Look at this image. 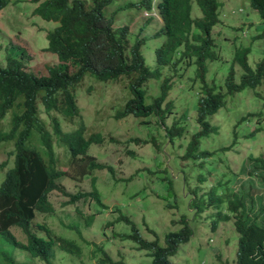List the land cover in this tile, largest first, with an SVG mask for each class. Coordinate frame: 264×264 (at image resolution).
Masks as SVG:
<instances>
[{
	"label": "trees",
	"instance_id": "1",
	"mask_svg": "<svg viewBox=\"0 0 264 264\" xmlns=\"http://www.w3.org/2000/svg\"><path fill=\"white\" fill-rule=\"evenodd\" d=\"M13 1L17 0H0V10ZM26 1L36 4L33 15L56 22L54 28L46 32L45 50L54 53L58 60L48 65L45 73H36L27 66L30 58L24 48L10 44L11 50L5 49V64L0 65V144H11L8 154L12 156L13 164L0 179V238L12 248L27 251L36 261L54 264L58 249L78 257L81 245L36 221L39 214H53L49 199L51 192L60 191L68 197L64 204L89 198L97 206L84 218L85 225H90L96 214L108 208L95 186V174L104 169L114 174L110 164L99 161L90 152V146L101 145L105 136L89 129L80 113L77 91L84 85L85 78L91 76L94 83H123L128 89L129 97L114 110L115 120L132 116L139 120L140 125L148 126L150 118L155 117L157 134L150 131L144 139L135 136L124 143L152 146L155 154L153 165L145 168L147 176L144 175L148 179L151 175L157 176L165 183L166 193L176 196L168 162L164 166L160 160L162 154L169 157L165 145L179 149L185 146L183 154L174 161L179 158L187 162L210 155L209 151L199 150L200 140L218 128L207 117L218 112L227 95L254 89L264 78V0H248L263 24L261 32L255 36L262 40L263 56L251 68L247 61L250 48L238 47L224 81L225 92L217 91L214 84L205 81L206 61L220 58L211 31L220 23L221 0H195L201 11L200 17L192 16V0H159L155 4L153 0L128 1L116 7L110 15L105 14V8L113 5L114 0ZM155 5L159 21L149 15L135 32L130 30V20L115 24L114 18L122 11L135 8L134 13L143 10L151 13ZM158 38L162 41L154 49V66L150 67L145 62L142 47L149 39ZM192 64L196 65V70L190 88L196 79L202 84L195 117L199 129L191 133L183 113L180 117L171 116L176 111L169 96L174 78L183 75ZM234 64L242 69L238 81L234 75ZM150 81H155L152 83L156 93L149 86ZM93 89V84H90L86 92ZM170 116L171 123L168 121ZM66 124L72 127L66 128ZM110 141L116 140L111 136ZM127 153L133 156L135 150L129 149ZM253 159L263 161L261 157ZM8 163H0V177ZM137 173L143 174L136 170L123 180L130 181ZM63 178L80 182L89 178L92 190L66 192L61 186ZM203 180L202 177L200 183ZM234 180L223 181L206 191L199 187L190 189L188 207L196 213L210 209V228L213 231L221 221L233 219L238 234L235 259L232 263L221 261V264H264V218L257 221L248 217L243 201L232 192ZM218 188L220 192H217ZM174 206L171 203L166 205L168 208ZM115 210L119 211L118 208ZM120 221L130 225L128 232H115L116 222ZM171 222L178 224L179 229L166 232L163 244L157 237H143L134 221L122 213L115 220L106 222L105 227L112 229L114 235L130 240L138 250L145 251L150 264H170L171 256L177 253L182 243L189 241L192 234L186 215L172 218ZM79 224L78 220L63 226L81 238ZM12 227L21 230L24 241L12 232ZM146 228L155 234L148 226ZM82 241L90 244L84 239ZM91 243L95 246L92 255L97 259L88 264H129L124 260L114 262L103 244ZM0 264H17L15 258L3 250L1 242Z\"/></svg>",
	"mask_w": 264,
	"mask_h": 264
},
{
	"label": "rangeland",
	"instance_id": "2",
	"mask_svg": "<svg viewBox=\"0 0 264 264\" xmlns=\"http://www.w3.org/2000/svg\"><path fill=\"white\" fill-rule=\"evenodd\" d=\"M128 1L136 0H114L113 5L105 8V14L110 15L116 7ZM157 1L159 0H153L154 4ZM191 4L192 16L200 17L201 11L195 0H192ZM35 6L36 4L29 1L17 0L0 10V65L5 64V49L7 47V50H11L10 44L25 49L30 58L27 60V66L36 73H45L48 65L57 62V56L45 50L46 32L54 28L56 22L33 15ZM126 11L120 12L114 18L115 24L130 20L132 32H135L149 15L159 21L156 5L151 13L144 10L134 13L135 8ZM219 19L220 23L213 27L211 35L220 58L206 61L205 81L210 85L214 84L217 91L225 92L224 81L238 47L250 48L247 61L251 68L263 56L262 40L255 38L261 32L263 24L258 13L250 7L248 0H221ZM161 41V38L149 39L142 47L145 62L150 67L154 66V49ZM233 69L235 79L238 81L242 69L237 64L233 65ZM195 70L196 65L192 64L183 75L174 78L169 96L174 101L176 111L171 116L180 117L183 113L187 119L186 126L191 133L199 129L195 117L198 91L202 84L196 79L193 88H190ZM152 82L155 81H150L149 86L153 93H156L155 84ZM90 84H93L94 89L87 93L86 88ZM128 97V89L123 83H94L91 76L85 78L84 85L77 91V104L85 124L89 129L99 131L105 136L104 143L90 146V152L99 161L110 164L114 174L107 169L95 174V186L100 192L102 202L108 208L96 214L90 225H85L84 218L97 206L89 198H82L73 204H64L68 197L60 191L51 192L49 199L53 205V214H39L36 221L45 223L56 233L65 234L81 245V254L78 257L58 249L55 252L54 264L96 262L97 257L92 255L95 246L91 242L103 244V248L114 262L124 260L129 264H150V257L145 251L138 250L130 240L114 235L112 229L105 227L106 222L115 220L120 213L134 221L143 237L147 239L157 237L161 244L164 243L166 232L179 229V225L173 224L171 219L178 218L181 214L186 215L192 234L189 241L182 243L177 253L171 256L170 264H221V261L225 260L232 263L235 259L238 237L233 219L221 221L216 230H211L210 209L196 213L194 209L188 207V195L190 189L195 187L206 191L213 185L235 179L231 185L232 192L243 201L248 217L257 221L264 218V78L254 89H244L227 95L225 104L218 112L207 117V120L218 128L215 133L200 140L199 150L209 151L210 155L187 162H182L179 158L174 161L177 156L183 154L185 146L179 149L177 146L165 145L170 154L168 157V154L163 156V152H160L162 154L160 160L164 162V166L168 162L169 173L175 181L176 196L166 193L165 183L157 176L151 175L154 177L153 180L152 177L151 179L145 177L147 176L145 168L152 167V158L155 157L152 146H136L134 143L128 146L124 143L130 137L144 139L150 131L157 134L155 117L149 120L148 126L151 128L140 125L139 120L132 116L117 120L113 118L114 110L120 108ZM249 113L251 115L246 117ZM171 116L169 123L172 122ZM6 123L4 121V124ZM64 126L72 127L71 124ZM111 136L116 141H110ZM10 145L9 142L0 144V163L9 162L6 169L1 171L0 179L13 164L12 156L8 154ZM129 149L135 150V155L127 153ZM58 152L60 155L61 151ZM256 157H261L262 163L253 159ZM161 167L163 168V165ZM136 170H141L142 176L137 173L130 181L123 180ZM202 177L204 180L200 183ZM61 186L70 193L92 190L89 178L81 182L63 178ZM218 190L217 192H220L219 188ZM168 203L176 206L168 208L166 207ZM78 213L84 217L81 218ZM78 220L81 238L90 242L88 245L76 232L66 231L63 226ZM147 226L155 234L149 232ZM129 229V224L123 221L116 222L115 232H128ZM11 230L19 240L24 241L25 237L21 230L17 227H12ZM0 242L3 250L14 257L17 264H44L36 261L25 250L4 244L1 238Z\"/></svg>",
	"mask_w": 264,
	"mask_h": 264
}]
</instances>
